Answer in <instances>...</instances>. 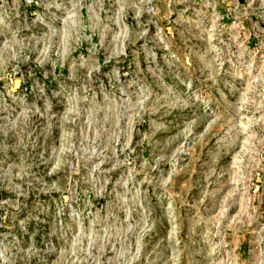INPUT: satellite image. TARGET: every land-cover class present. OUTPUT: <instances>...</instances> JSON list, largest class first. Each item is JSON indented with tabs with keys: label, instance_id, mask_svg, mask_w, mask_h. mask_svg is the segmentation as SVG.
<instances>
[{
	"label": "rangeland",
	"instance_id": "obj_1",
	"mask_svg": "<svg viewBox=\"0 0 264 264\" xmlns=\"http://www.w3.org/2000/svg\"><path fill=\"white\" fill-rule=\"evenodd\" d=\"M0 264H264V0H0Z\"/></svg>",
	"mask_w": 264,
	"mask_h": 264
}]
</instances>
